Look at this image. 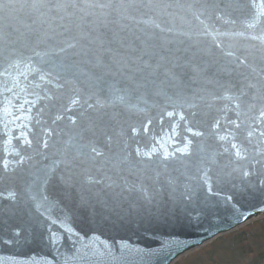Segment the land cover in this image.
Instances as JSON below:
<instances>
[{
  "label": "water",
  "instance_id": "95a60500",
  "mask_svg": "<svg viewBox=\"0 0 264 264\" xmlns=\"http://www.w3.org/2000/svg\"><path fill=\"white\" fill-rule=\"evenodd\" d=\"M262 112L264 0H0V264H173L264 219Z\"/></svg>",
  "mask_w": 264,
  "mask_h": 264
},
{
  "label": "rangeland",
  "instance_id": "374dc122",
  "mask_svg": "<svg viewBox=\"0 0 264 264\" xmlns=\"http://www.w3.org/2000/svg\"><path fill=\"white\" fill-rule=\"evenodd\" d=\"M188 254L173 264H264V219L219 236Z\"/></svg>",
  "mask_w": 264,
  "mask_h": 264
},
{
  "label": "snow or ice",
  "instance_id": "6c2138e0",
  "mask_svg": "<svg viewBox=\"0 0 264 264\" xmlns=\"http://www.w3.org/2000/svg\"><path fill=\"white\" fill-rule=\"evenodd\" d=\"M41 79H43V77H41ZM77 102H78L77 100H72V101H71V105H75ZM26 103H27V101H26ZM71 105L69 106V110H71ZM21 108H23V105H21ZM29 111H31V109H29ZM3 113H4L5 116H9V115H11V112H10V110H9V106L6 105V106L4 107V109H3ZM261 115L264 116V112H262ZM167 116H168V117L178 116V119H179L180 121H184V122H185V125H186L185 130H186L187 132H189V133H191L192 135H195V136H199V135H201V133H200L199 131H195L193 128H191V127H187L188 121H187V119H186V117H185V115H184L183 113H179V114H177V113L169 112V113H167ZM58 118H59V117H58ZM16 119H19V117H16ZM150 125H151V121H149L148 124H146V125L143 126V131H144L145 133L148 132ZM218 126H219V121L216 122V125H214V127H218ZM23 127H27V125H23ZM177 127H179V125L176 124V123H174V124L172 125V127H171V132H172V135H173V136L176 135V128H177ZM236 127L239 128V124H236ZM138 132H139L138 129H136V128H132V133H133L134 135H135V134H138ZM5 134L7 135V133H5ZM248 135L251 136L252 133L249 132ZM21 136L25 138L24 141H23V143H27V144H29V145L31 144V141L27 139V133H25V132H21V133H20V136L15 137V139H20ZM186 139H187V138H186ZM220 139L223 140V139H226V137L221 136ZM4 143H5V145L11 144V140H5ZM188 143L190 144L191 141L189 140ZM232 148H233V149H236L235 155H236L238 158H243V155H242V153H241V151H240V148L237 146L236 143H233V144H232ZM186 150H187V145H185V148H184V149H179L178 151L186 152ZM92 151H93V152H96L97 155H101V153L98 152L95 148H93ZM155 151H156V150L153 149L151 152H146V153H144V155L150 157ZM17 154H18V153H17ZM140 154H141V152H140V150L138 149V150H137V155H140ZM168 155H169V153L166 152V153H165V158H167ZM22 159H23V158H21V160H22ZM7 167H8V163H7V161H5V162H4V168L7 169ZM244 175L247 176V175H249V173H248V172H245ZM209 191H211V188H209ZM228 199L231 200V197H228ZM244 218L246 219V217H244ZM52 242L55 243V239H54V238H53Z\"/></svg>",
  "mask_w": 264,
  "mask_h": 264
},
{
  "label": "bare ground",
  "instance_id": "6f19581e",
  "mask_svg": "<svg viewBox=\"0 0 264 264\" xmlns=\"http://www.w3.org/2000/svg\"><path fill=\"white\" fill-rule=\"evenodd\" d=\"M114 237L115 238H117V237H119L118 236V232L116 231L115 233H114ZM114 242V241H113ZM211 243V242H210ZM210 243H208V244H210ZM208 244H206V245H208ZM206 245H204V246H206ZM195 252V251H194ZM193 253V252H192ZM192 253H190V255L192 254ZM188 253H186V255H187ZM188 256H189V254H188ZM121 264V263H120Z\"/></svg>",
  "mask_w": 264,
  "mask_h": 264
},
{
  "label": "trees",
  "instance_id": "16d2710c",
  "mask_svg": "<svg viewBox=\"0 0 264 264\" xmlns=\"http://www.w3.org/2000/svg\"><path fill=\"white\" fill-rule=\"evenodd\" d=\"M193 255H195V254H193Z\"/></svg>",
  "mask_w": 264,
  "mask_h": 264
}]
</instances>
